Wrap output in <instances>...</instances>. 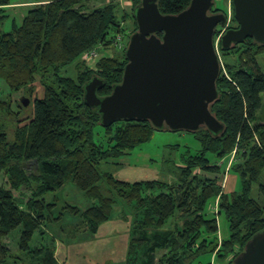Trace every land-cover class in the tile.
Masks as SVG:
<instances>
[{
	"label": "trees",
	"instance_id": "obj_1",
	"mask_svg": "<svg viewBox=\"0 0 264 264\" xmlns=\"http://www.w3.org/2000/svg\"><path fill=\"white\" fill-rule=\"evenodd\" d=\"M94 1L102 4L91 8ZM191 1L159 0L158 5L163 14H178ZM33 2L22 23L13 21L11 30L4 31L11 0H0V79L8 87V97L24 92L33 105L30 117L21 119L23 103L17 102L16 111L12 101L0 98V264H8L2 241L18 228L19 250L31 264H58L54 241L51 248L30 246L42 224L71 213L95 235L119 202L132 207L126 264H157L160 251H165L160 264H233L246 243L264 230V72L258 62L264 44L248 38L222 50L238 52L237 64L226 63L229 77L223 75L222 66L219 98L211 109L225 129L219 135L206 128L189 132L201 148L182 156L181 165H175V181H123L103 176L99 164L149 142L155 132L168 130L137 120L102 126L98 109L84 101V87L98 77L103 81L98 95H110L123 80L127 47L119 55L101 57L97 71L87 69L83 57L94 49L109 50L118 34L127 30L129 40L137 31L134 11L141 0H132L131 13L124 12L118 0ZM129 18L133 30L130 23L124 26ZM70 67L76 76L63 74ZM37 80L42 98L34 97ZM11 124H16L13 141L7 132ZM98 130L109 138L108 147L100 144ZM231 154L235 156L231 171L239 178L240 190L228 194L218 177L210 175L220 174V161ZM69 183L94 203L85 210L67 204V213L58 217L57 196L50 193ZM256 184L258 199L252 197ZM217 198L216 214L229 225V236L223 239L218 235V218L209 211ZM177 214L183 223L172 229L169 225ZM208 255L212 260L203 261Z\"/></svg>",
	"mask_w": 264,
	"mask_h": 264
},
{
	"label": "water",
	"instance_id": "obj_2",
	"mask_svg": "<svg viewBox=\"0 0 264 264\" xmlns=\"http://www.w3.org/2000/svg\"><path fill=\"white\" fill-rule=\"evenodd\" d=\"M159 0H141L134 11L137 31L126 49L123 80L100 97L103 81L85 85L84 101L98 109L101 124L121 120L150 121L157 130L221 134L225 127L212 113L219 98L222 64L215 36L220 26L221 49L229 51L253 38L264 44V0H232L237 28L226 13H211L215 0H192L178 14H163ZM27 107L30 100L22 98ZM233 264H264V230L254 235Z\"/></svg>",
	"mask_w": 264,
	"mask_h": 264
},
{
	"label": "rangeland",
	"instance_id": "obj_3",
	"mask_svg": "<svg viewBox=\"0 0 264 264\" xmlns=\"http://www.w3.org/2000/svg\"><path fill=\"white\" fill-rule=\"evenodd\" d=\"M121 9L126 13H131L132 3L131 0H118ZM214 11H221L226 13L229 19L228 27H238V23L234 18V9L232 0H215L214 1ZM36 3L33 0H11V4L6 7L7 14L9 17L3 25L4 31H10L12 28V22L16 21L18 24L22 23V20L26 13L32 8ZM102 4L99 1H94L91 3L90 7L94 8ZM131 25L133 21L129 18L124 22V26ZM129 32V30H127ZM122 32L120 35H124L122 44L118 43V36L115 39L113 47L109 48L107 51H99V56L95 63L86 62L85 67L87 69L94 68L97 71V63L100 58L104 55H119L125 46H128V33ZM223 28L220 26L217 29V35L215 37V42L219 52V57L223 66V75L229 77L228 69L226 63L237 64L238 52L226 53L223 52L220 46V34H222ZM114 33L113 35H115ZM117 35V34H116ZM115 35V36H116ZM119 35V34H118ZM126 35V36H125ZM112 35H110L111 37ZM258 62L261 69L264 72V55L258 57ZM96 65V66H95ZM95 66V67H94ZM63 74L76 76V71L73 67L67 70H63ZM2 83L7 87L6 83L0 79V98L3 100H10L14 104V109L17 111L19 109L17 102H22V98L29 97L24 93L20 92L12 97H8V89L4 88ZM36 91L34 97H39L43 95V89L39 84L38 80L35 82ZM3 89H7L4 91ZM263 104H264V94ZM11 98V99H10ZM22 110L21 119L30 117L33 109L32 102ZM264 112V110H263ZM261 111V113H263ZM16 124H11L8 129L9 140L13 141L15 138ZM97 138L100 144L108 147L109 138L104 134L103 130H98ZM200 143L195 138L194 134L179 131H162L155 132L152 139L140 145L139 147L126 151L125 155L116 158L109 159L105 162L99 164L100 170L103 172V176L110 174L115 178L123 181H140V180H151L158 179L166 182H173L176 180L175 176V165H181L182 156L190 151L195 154L200 150ZM214 177L213 175H210ZM2 182V177H0V184ZM101 187H106L104 182H101ZM238 190H240V185H237ZM106 194V188H104ZM103 190V191H104ZM50 197L57 196L55 198L58 204L55 214L60 216L61 212L67 213L65 207L67 204H71L85 210L88 206L92 205L94 201L86 197L85 193L80 190L76 185L69 183L60 190H57L53 194L50 193ZM252 197L259 198V184L254 185L252 191ZM214 202L211 201L209 206V211L215 214L218 218L219 223V233L227 238L229 236V225L223 215L216 214L214 209ZM132 209V207H131ZM129 204L125 205L119 202L112 212V217L110 220L105 222L97 234H90L86 232L84 225L81 223V217L73 216L71 213L60 216L57 221L49 223L47 226L43 225L35 233L33 240L30 243L32 249H39L41 247L52 246L54 241L56 248L60 249L58 257L65 261V264H126L128 257V245L131 240V228L130 220L132 215L129 210ZM180 214H177L176 218L172 220L169 227L174 228L175 224L181 225L182 220L178 222ZM129 219V220H128ZM20 242V228L14 230L8 237L4 238L2 245L7 249L6 262L8 264H31L30 259L27 258L19 250ZM62 246L64 248H62ZM165 254V251H160L157 253V264L159 259H161ZM1 259V257H0ZM202 260L207 262L212 260V257L203 256Z\"/></svg>",
	"mask_w": 264,
	"mask_h": 264
},
{
	"label": "crops",
	"instance_id": "obj_4",
	"mask_svg": "<svg viewBox=\"0 0 264 264\" xmlns=\"http://www.w3.org/2000/svg\"><path fill=\"white\" fill-rule=\"evenodd\" d=\"M2 85L4 86V88L8 89V87H6L3 83H2ZM7 89H3V90L6 91ZM37 98H42V97L39 96ZM234 160H235L234 154H231L230 156L225 157L223 159V161L222 160L220 161V164H221V167H222V170H221L220 174L213 175V176H217L218 177L219 184L223 187L224 192L228 193V194L233 193L234 191L238 190L237 185L239 183V178H238V176L236 174H234L231 171V166H232ZM218 201H219V198H217L216 201L214 202V204H215L214 208L218 204ZM218 235H219L220 239L225 238L223 235L221 237L220 233ZM128 247H129V245H128ZM62 248H64V247L62 246ZM59 252H60V249L56 248V258L58 260V264H65V261L58 257V253Z\"/></svg>",
	"mask_w": 264,
	"mask_h": 264
},
{
	"label": "built area",
	"instance_id": "obj_5",
	"mask_svg": "<svg viewBox=\"0 0 264 264\" xmlns=\"http://www.w3.org/2000/svg\"><path fill=\"white\" fill-rule=\"evenodd\" d=\"M131 3H132V0H131ZM224 31H225V29H223L222 34L224 33ZM222 34H220V38H221ZM117 38H118V41H120L118 43L122 44L121 42L123 40V37L121 35H118ZM98 56H99V52L97 51V49H94V50L90 51L89 53H87L84 58L87 60L88 63H91V62L95 63ZM214 209H215V211H217L218 207L216 206Z\"/></svg>",
	"mask_w": 264,
	"mask_h": 264
},
{
	"label": "flooded vegetation",
	"instance_id": "obj_6",
	"mask_svg": "<svg viewBox=\"0 0 264 264\" xmlns=\"http://www.w3.org/2000/svg\"><path fill=\"white\" fill-rule=\"evenodd\" d=\"M214 7V6H213ZM211 13H221V11H214V9L211 10Z\"/></svg>",
	"mask_w": 264,
	"mask_h": 264
}]
</instances>
